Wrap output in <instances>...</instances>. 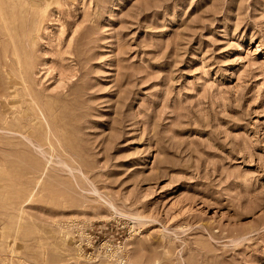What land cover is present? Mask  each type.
Wrapping results in <instances>:
<instances>
[{"label": "rangeland", "instance_id": "obj_1", "mask_svg": "<svg viewBox=\"0 0 264 264\" xmlns=\"http://www.w3.org/2000/svg\"><path fill=\"white\" fill-rule=\"evenodd\" d=\"M0 264H264V0H0Z\"/></svg>", "mask_w": 264, "mask_h": 264}, {"label": "built area", "instance_id": "obj_2", "mask_svg": "<svg viewBox=\"0 0 264 264\" xmlns=\"http://www.w3.org/2000/svg\"><path fill=\"white\" fill-rule=\"evenodd\" d=\"M109 230L110 227L107 225V223L104 225H99L97 228L94 227L89 233L86 247H84L85 245L83 246L84 251L95 249L101 244H106V246L119 244L122 241L120 237H118L117 233L114 234Z\"/></svg>", "mask_w": 264, "mask_h": 264}, {"label": "bare ground", "instance_id": "obj_3", "mask_svg": "<svg viewBox=\"0 0 264 264\" xmlns=\"http://www.w3.org/2000/svg\"><path fill=\"white\" fill-rule=\"evenodd\" d=\"M39 137V136H38Z\"/></svg>", "mask_w": 264, "mask_h": 264}]
</instances>
